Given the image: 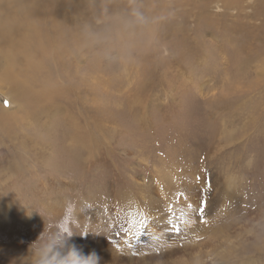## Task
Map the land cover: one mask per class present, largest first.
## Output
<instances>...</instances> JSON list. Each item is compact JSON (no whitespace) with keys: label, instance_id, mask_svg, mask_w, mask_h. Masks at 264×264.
Segmentation results:
<instances>
[{"label":"rangeland","instance_id":"obj_1","mask_svg":"<svg viewBox=\"0 0 264 264\" xmlns=\"http://www.w3.org/2000/svg\"><path fill=\"white\" fill-rule=\"evenodd\" d=\"M58 1L0 54V264H264V0Z\"/></svg>","mask_w":264,"mask_h":264},{"label":"bare ground","instance_id":"obj_2","mask_svg":"<svg viewBox=\"0 0 264 264\" xmlns=\"http://www.w3.org/2000/svg\"><path fill=\"white\" fill-rule=\"evenodd\" d=\"M68 6L69 4H63L58 0H45L42 3L41 1L36 3L32 8H27L20 0H0V54L5 53V56L8 54H18L20 59L26 58L27 56L25 49L22 47V42L28 37L27 35H34L33 38L35 40L39 39L38 43H40L42 39L38 36L39 29H42V31H55L56 34L53 37L54 39L63 38L68 28L60 24H55L54 21L56 17L64 16L65 18L68 16L65 15ZM44 13H50V16ZM43 15L45 16L43 17ZM82 16L83 15L78 12L72 15L70 14L67 18ZM34 18L36 19L34 21L35 23H32L31 19ZM27 23H29V25H27ZM75 28L76 27H72L71 29ZM44 39L46 41L45 37ZM17 42H19L20 45H17ZM11 73L15 72L9 73V76L13 77ZM144 257L145 256L142 255L141 257L132 255L131 257H123L122 260L129 258V260H131L130 263H139V261L145 259ZM134 260H137V262H134Z\"/></svg>","mask_w":264,"mask_h":264},{"label":"clouds","instance_id":"obj_3","mask_svg":"<svg viewBox=\"0 0 264 264\" xmlns=\"http://www.w3.org/2000/svg\"><path fill=\"white\" fill-rule=\"evenodd\" d=\"M65 232L68 235H72L65 228ZM100 257L95 251H91L87 254L79 246L73 245L68 255L60 262V264H100Z\"/></svg>","mask_w":264,"mask_h":264},{"label":"snow or ice","instance_id":"obj_4","mask_svg":"<svg viewBox=\"0 0 264 264\" xmlns=\"http://www.w3.org/2000/svg\"><path fill=\"white\" fill-rule=\"evenodd\" d=\"M6 103H7V102H6ZM189 207H191V205H189ZM203 211H204V209H203V207H201V208L199 209V212H200V214H201V217L203 216ZM181 219H183V218H181ZM185 222H187V221H185ZM169 226H170V231H171L172 233H174V234H180V233H181L180 225H179L178 223H176L174 220H170V221H169ZM140 235H142V233H141V234H138V235L136 236V239H137V240L140 239ZM153 239L159 241V240H160V237H153Z\"/></svg>","mask_w":264,"mask_h":264}]
</instances>
